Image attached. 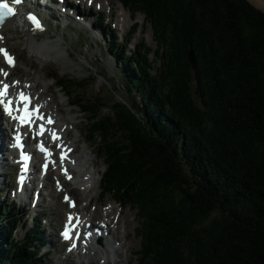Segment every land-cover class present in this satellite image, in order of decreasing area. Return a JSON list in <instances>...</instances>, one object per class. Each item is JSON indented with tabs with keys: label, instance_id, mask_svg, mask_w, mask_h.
<instances>
[{
	"label": "trees",
	"instance_id": "trees-1",
	"mask_svg": "<svg viewBox=\"0 0 264 264\" xmlns=\"http://www.w3.org/2000/svg\"><path fill=\"white\" fill-rule=\"evenodd\" d=\"M118 1L151 24L162 75L141 43L115 57L126 102L58 78L100 140L101 199L139 210L140 264H264V12L249 0ZM23 220L0 204V264H42L41 222L17 239Z\"/></svg>",
	"mask_w": 264,
	"mask_h": 264
},
{
	"label": "rangeland",
	"instance_id": "rangeland-1",
	"mask_svg": "<svg viewBox=\"0 0 264 264\" xmlns=\"http://www.w3.org/2000/svg\"><path fill=\"white\" fill-rule=\"evenodd\" d=\"M111 1H113L118 8L123 9L126 14L127 24L124 28H122V30L115 29L114 31L112 30V27H110V29H106V33L104 34V26L103 29H97L96 27H93V29L96 30L90 31L87 27V24L83 25L77 23H73V26L68 30H56L54 27L56 22L53 21L52 27L50 28L54 33L50 32L43 34V37L45 38L50 36L54 39L61 36L65 38L66 43H64V47L68 48L70 55L68 53H64V62L56 61L55 59L44 62L37 56H32L29 54L26 51V39L29 37V34L25 32L27 30L26 28H24V30L23 28H20L19 31H15L8 26L5 30V35H7L8 38V46L14 51L19 60V65L14 71L15 76L24 80V83H26L32 77L33 81L40 83L38 93L42 95L41 103L48 102L49 104L47 112L57 115L62 123L69 122L71 124L68 129L72 131L69 133L68 130L67 137L70 139L71 144H74L76 147H78L79 152H76L75 157H81L79 158L80 161L84 159L83 156L85 154L91 158V160H89L90 168L96 173V184L93 186V189L86 195L84 194L85 191H83L82 188H77L76 190V187L78 186L73 182H71V189L74 190V197L79 202L80 214L84 215L82 211H89V214L92 215L95 214L93 216V223L102 217L103 211L99 209L98 206L91 205V203L94 202V204L101 205L107 200L112 199V196L107 193L103 196V200L101 199L103 202H100V198L104 194V188L101 185V179L105 174L107 166L105 164L104 156H102V153L100 152V140L97 138L94 142L90 141L88 147L82 140L83 134L84 136H87L88 129L90 127L89 123L87 122V115L83 113L80 106L71 104V102L75 99H73L72 96H68V94L73 95V92L59 88L56 85V81L58 82V78L62 76L69 77L76 81L86 80V82H89L91 85L86 86V91H76L77 94L79 95L83 93L81 96H84L86 99H91L93 97L101 98L107 103L108 107H111V104L115 101L124 100L126 102L129 97L123 89V79L121 73L118 72V68L121 66V64H119V62L113 58V56H115V54L118 52V49L122 48L116 47L110 49V37L112 33L119 37L120 42L124 43L125 51L128 53V55L133 54L136 45L140 43H143L147 49L150 50L147 60L150 64L149 72L151 74L162 75V71L164 69L163 53L158 49L154 30L151 24H149L146 20L145 16L140 13L134 15L130 9L123 7L117 2V0ZM249 1L264 12V0ZM98 2L101 4V6L103 5V13L105 14V17H108L109 7L107 0L95 1L93 5L94 12H97L95 7ZM96 17H98V15H96ZM114 22L118 27V22H116L115 19ZM135 22L138 24L137 33L133 35L131 45H128V36L126 37L125 34H127L129 26ZM88 26L91 27L90 24H88ZM38 40L41 41L40 39ZM14 77L11 79L13 80ZM104 113L108 114L109 110L105 109ZM72 124L74 126H72ZM80 129L83 133L82 136ZM93 161L95 162L94 166L91 165ZM3 177L4 178H2L1 181H4L5 185H9L11 182V177ZM56 179L57 176H53L50 178L48 184L49 190L53 194V199L49 200V197H47L49 201L46 202V200L44 201V199L41 198L40 202L42 206H40L38 210L31 212V203L26 205L24 208L19 207V204L15 206L17 213L20 216L24 215L22 224L26 225L27 228H31L33 226L32 219L36 213L40 212L41 217H43L45 212L48 214L50 213L51 218L46 220V222H44L43 219H39V222L42 220L41 230L45 231L47 236L50 232L55 233L57 225L56 219H59V223H61L64 214L66 213V205L61 203V196L59 197L56 193H54L53 183ZM44 194L46 195L47 191H45ZM10 199L11 195H6V192H4L3 196L0 197V204H3L5 201H9V203H11ZM87 203H90L89 206L86 205ZM85 206L86 209L84 208ZM122 206L124 209V214L127 215L128 219L126 227H121L123 233L122 235L124 237L126 232L129 233L127 243L131 242V249H121L122 257L120 258L119 256H112L111 262L109 264H140L138 251L141 250L142 238L137 234V230L140 229L142 221L138 217L139 210L132 207L130 204H124ZM120 209L121 207L117 205V212H120ZM58 212H60L61 215H58ZM90 218L92 220V217ZM25 233V229L19 228L15 237L17 239H24ZM119 239L121 240V238ZM51 248L52 249L50 250V253L43 258L42 264H70L69 262L78 264V259H76L74 256H71L69 261H64L65 246L58 244L56 248ZM44 251L45 249L41 251V255H43ZM102 257L103 255L93 258L94 263L103 264L100 262ZM115 260L116 262H114Z\"/></svg>",
	"mask_w": 264,
	"mask_h": 264
},
{
	"label": "bare ground",
	"instance_id": "bare-ground-1",
	"mask_svg": "<svg viewBox=\"0 0 264 264\" xmlns=\"http://www.w3.org/2000/svg\"><path fill=\"white\" fill-rule=\"evenodd\" d=\"M97 1V0H95ZM108 3V7H109V15L111 18L115 19L118 23H121L123 27H125L126 24V14L124 12L123 9L118 8L115 3L111 0H107ZM45 14V20L48 21L51 17H52V12L51 11H43ZM61 20L64 22H78L79 21L76 19L75 15H67V16H63L61 17ZM10 27L12 29H14L15 31H19L20 28H25V26H23L22 23V17L19 19H13L10 20L6 27L4 26L3 31L6 30L7 27ZM26 33L29 34V37L26 39V51L31 54L32 56H37L38 58H40L41 60H43L44 62H47L51 59H55L56 61H65V56L64 53H68V48L64 47V43H66V40L64 37L59 36L58 38H51L50 36L48 37H43V34H39L37 32L34 31H29L26 30ZM46 32L48 33H54L51 31V29H47ZM45 32V34H47ZM7 36V35H6ZM45 36V35H44ZM131 38V36H129V39ZM38 39H40L41 41H39ZM0 48H6L8 49V38H6L5 36L0 40ZM12 48V47H11ZM70 55V54H69ZM1 67L4 68V66H2L0 64ZM8 72H12L11 70H9ZM12 77H14V74L12 72V74H10ZM31 77V76H29ZM16 78V77H15ZM41 79V78H40ZM16 80V79H14ZM27 83H31V85L28 87L26 84V88H28V90L30 92H34V96H35V92L38 93V88L40 86L39 82L33 81V77L27 81ZM43 105L46 108V104L43 102ZM78 127V126H77ZM63 133L66 135L68 133V129L63 127ZM81 131V136H82V130ZM82 140L84 141V143L86 144V146L88 147L90 139L88 138V136H84L82 137ZM70 147H73L76 152L78 153V147H76L74 144H71ZM86 154L83 156L84 159L82 161L79 160V158L81 157H77V160L74 164L75 167L72 168V170L69 169V174H66L67 176H73V179H80L82 181L83 184H86L87 189L83 190L85 191L84 194H88L92 189L93 186L96 184V173L94 171H92L91 169H89V160H91V158ZM93 165H95V162H92ZM0 167L2 169H4L6 166L2 165V162L0 163ZM72 171V172H71ZM53 174L51 173L50 176H52ZM49 176V177H50ZM49 177L45 180V184L48 186L47 182L49 181ZM91 186V189L88 188ZM72 186H68L67 189L71 190ZM1 189H5V186H0V190ZM73 191V190H72ZM84 199V198H83ZM87 203L86 205L88 206ZM86 209V206L84 207ZM67 210V207H66ZM65 210V211H66ZM79 212V211H78ZM84 213V215L86 217H92V214H89V211H82ZM80 214V212L78 213ZM58 215H61L60 212H58ZM118 217V223L114 224L111 221L112 217ZM84 217V218H86ZM105 217L108 219L107 224L109 225V230L111 232H113V237L114 239L119 243V245L121 246V249H131V242L127 243V239L129 238V233L126 232V235H124L123 237V233L121 230V227L125 228L127 225V215L124 214V209L120 210L119 214L117 215L116 213V208L114 205H110L106 211H105ZM87 222H91L90 219H87ZM57 223L59 222V219H56ZM129 225V224H128ZM121 238V240L119 239ZM121 249L118 248H114V245H112L109 241L104 240L103 241V245L102 248L98 245H91L88 247V249L84 250L83 255H86V257H81L80 260H82V258H84L83 261H81V264H95L93 261V258L99 257L100 255H103V260L106 262L108 261L109 257L106 256V254H112L114 256H119L120 258L122 257V253H121Z\"/></svg>",
	"mask_w": 264,
	"mask_h": 264
},
{
	"label": "snow or ice",
	"instance_id": "snow-or-ice-1",
	"mask_svg": "<svg viewBox=\"0 0 264 264\" xmlns=\"http://www.w3.org/2000/svg\"><path fill=\"white\" fill-rule=\"evenodd\" d=\"M22 0H6V2L0 3V26H3L4 23L6 22V20L12 16H14L15 13V9L13 7H10V4H19L21 3ZM28 19L34 24L36 25L37 28L40 27V23L39 20L34 16V15H28ZM2 38V37H0ZM0 53H2L7 62L9 63V65H13L14 64V58L11 57L7 50L0 48ZM0 73H2L3 75L7 76L6 72H3V70H0ZM10 85L4 83L3 81H0V106H3L4 109L7 111V113L9 115H12L13 112H21L23 113L22 115H16L13 116V119H16L20 122V124H31L33 122L34 119H43L42 116H38L36 114L35 109L29 110V103H30V99L28 96L25 95L24 92H20L18 94V96L14 99L10 98V94L8 92ZM15 103L16 107H12V105ZM21 105L23 106L21 108ZM48 123H52L53 121L49 118V120L47 121ZM40 131L37 133L38 135H43L45 128L44 125L41 124L39 126ZM53 138L54 139H58V137L55 136V134H53ZM20 136L16 137V146L22 147V144L20 143ZM40 150L45 152L47 155H51L50 152H48V150L44 147L43 143L40 144ZM22 159L25 161L24 166H23V172H27V161L30 159L29 156H27L26 154H22ZM64 156H61V160L63 161ZM45 169L47 168V164L44 165ZM69 179H71V177H69ZM25 180V176L22 174L19 177V181L20 184L22 185L24 183ZM67 199V197H66ZM73 206H75L73 204ZM72 219L73 217L69 216L68 218V227L66 229V231L64 233H62V235L64 236L65 239H72L70 233L72 231V229L74 227H76V225L72 224ZM79 223V221H77V224ZM89 235H91V233H89ZM73 247H75V244H73Z\"/></svg>",
	"mask_w": 264,
	"mask_h": 264
},
{
	"label": "water",
	"instance_id": "water-1",
	"mask_svg": "<svg viewBox=\"0 0 264 264\" xmlns=\"http://www.w3.org/2000/svg\"><path fill=\"white\" fill-rule=\"evenodd\" d=\"M189 61L191 65L193 66V68H196V58H195L193 50H190L189 52Z\"/></svg>",
	"mask_w": 264,
	"mask_h": 264
}]
</instances>
